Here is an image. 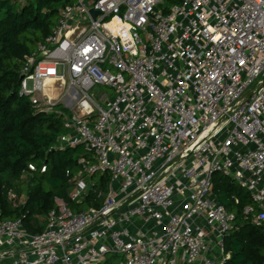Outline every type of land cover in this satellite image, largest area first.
<instances>
[{"label": "built area", "instance_id": "built-area-1", "mask_svg": "<svg viewBox=\"0 0 264 264\" xmlns=\"http://www.w3.org/2000/svg\"><path fill=\"white\" fill-rule=\"evenodd\" d=\"M21 76L63 118L53 148L89 153L71 201L96 175L109 185L101 207L56 195L40 233L0 219V264H225L237 216L216 173L250 193L244 218L264 233V0H76Z\"/></svg>", "mask_w": 264, "mask_h": 264}, {"label": "trees", "instance_id": "trees-1", "mask_svg": "<svg viewBox=\"0 0 264 264\" xmlns=\"http://www.w3.org/2000/svg\"><path fill=\"white\" fill-rule=\"evenodd\" d=\"M71 1L0 0V219L22 218L31 233L44 230L56 195L81 210L84 205L101 207L108 192L109 176L96 175V189L103 190V195L98 197L92 189L83 202L71 201L69 191L80 169L79 158L89 153L83 145L53 148L65 131L62 116L40 110L20 92L21 69L27 57L45 41L61 8ZM213 190L237 216L236 227L226 237L231 257L225 264L264 263L263 230L243 215L244 206L252 202L250 193L222 173L214 175ZM13 191L25 196L23 203L14 202L10 197ZM113 259L111 256L107 264Z\"/></svg>", "mask_w": 264, "mask_h": 264}, {"label": "rangeland", "instance_id": "rangeland-1", "mask_svg": "<svg viewBox=\"0 0 264 264\" xmlns=\"http://www.w3.org/2000/svg\"><path fill=\"white\" fill-rule=\"evenodd\" d=\"M76 0H72L70 3H73V2H75ZM100 90H107L109 93H112L113 92V90L111 89V88H109V87H105V86H96L94 89H93V91H92V93H97V92H99ZM24 199H25V196H21L19 199H18V201H16L18 204H21V203H23V201H24ZM74 203H76V202H74ZM81 206V205H80ZM83 206V205H82ZM87 206H85L84 205V207L83 208H86ZM74 209V208H73ZM75 210V209H74Z\"/></svg>", "mask_w": 264, "mask_h": 264}, {"label": "water", "instance_id": "water-1", "mask_svg": "<svg viewBox=\"0 0 264 264\" xmlns=\"http://www.w3.org/2000/svg\"><path fill=\"white\" fill-rule=\"evenodd\" d=\"M91 13L93 14V16H96L99 13V11L92 8Z\"/></svg>", "mask_w": 264, "mask_h": 264}]
</instances>
